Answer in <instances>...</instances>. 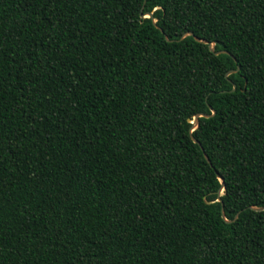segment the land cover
Returning a JSON list of instances; mask_svg holds the SVG:
<instances>
[{"label":"trees","instance_id":"obj_1","mask_svg":"<svg viewBox=\"0 0 264 264\" xmlns=\"http://www.w3.org/2000/svg\"><path fill=\"white\" fill-rule=\"evenodd\" d=\"M251 207L264 0H0V264H264Z\"/></svg>","mask_w":264,"mask_h":264},{"label":"water","instance_id":"obj_2","mask_svg":"<svg viewBox=\"0 0 264 264\" xmlns=\"http://www.w3.org/2000/svg\"><path fill=\"white\" fill-rule=\"evenodd\" d=\"M144 3H145V0H144ZM141 16L143 18L146 17V18L152 19L153 20V23L155 25V20L153 19L152 13L141 14ZM187 36L193 37V39L196 42L203 43V44H208L209 50L211 52H214V44L213 43H208L206 40L201 39V38H198V37L194 36L192 33H185V34H183L180 37V40H182L183 38H185ZM220 53L230 55L227 51H219V52H216L215 54L217 55V54H220ZM233 60L235 61L234 58H233ZM232 72H234V71H231L230 73H232ZM230 73H228V74H230ZM234 90H235V86H233V88H232V91H234ZM214 114H215V112L213 110H211V115H206V114H196V115H194V117L192 119V122H191L192 126H191V128L189 130L190 133L193 132L198 127V125H199V118H209V117H212ZM194 118H198V119H196L195 122H194ZM191 139H192L193 143L197 144L200 147V149H201V151L203 153V156H204L206 162L209 165H211L210 160H209L208 156L205 154V152H204L203 148L201 147L200 143L193 136H191ZM219 180L221 182V187H220V189L217 192L218 201H220L219 197L221 196L222 192L224 191V186H225L223 179L222 178H219ZM221 205H222V203H221ZM251 209L254 210V211H263L264 210V207H251ZM221 216H222V219L225 220V222L230 223V221H227L225 219V217H224L223 208H221Z\"/></svg>","mask_w":264,"mask_h":264},{"label":"snow or ice","instance_id":"obj_3","mask_svg":"<svg viewBox=\"0 0 264 264\" xmlns=\"http://www.w3.org/2000/svg\"><path fill=\"white\" fill-rule=\"evenodd\" d=\"M196 119H198V118H194V122H195Z\"/></svg>","mask_w":264,"mask_h":264}]
</instances>
